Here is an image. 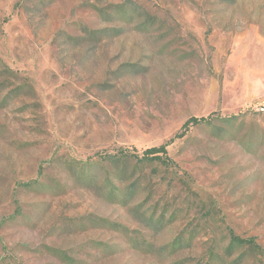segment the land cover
Listing matches in <instances>:
<instances>
[{
	"label": "rangeland",
	"instance_id": "1",
	"mask_svg": "<svg viewBox=\"0 0 264 264\" xmlns=\"http://www.w3.org/2000/svg\"><path fill=\"white\" fill-rule=\"evenodd\" d=\"M0 264H264V0H0Z\"/></svg>",
	"mask_w": 264,
	"mask_h": 264
},
{
	"label": "trees",
	"instance_id": "2",
	"mask_svg": "<svg viewBox=\"0 0 264 264\" xmlns=\"http://www.w3.org/2000/svg\"><path fill=\"white\" fill-rule=\"evenodd\" d=\"M212 120L211 114L208 116H191L189 117L184 123H183V128H187L189 125H197L200 123H205L209 122ZM182 133H178L177 136H181ZM105 157H110L114 160H120V161H135V163H149L154 160H157L162 163H168L171 162L169 156L167 155V149H166V144H160L157 146H150L147 147L141 151L137 150L136 148H133L132 150L129 149H124L120 148L118 149L114 154H107ZM104 157V158H105ZM107 158H105L106 160ZM32 182H28L27 184H31ZM229 236H230V241L232 243H237V244H249V245H256L255 237L250 236V237H241L239 235H236L233 233V231H229Z\"/></svg>",
	"mask_w": 264,
	"mask_h": 264
}]
</instances>
